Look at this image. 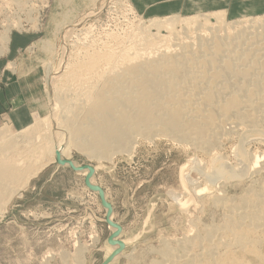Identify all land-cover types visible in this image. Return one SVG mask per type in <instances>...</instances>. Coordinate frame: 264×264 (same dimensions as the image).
<instances>
[{"label":"rangeland","instance_id":"obj_1","mask_svg":"<svg viewBox=\"0 0 264 264\" xmlns=\"http://www.w3.org/2000/svg\"><path fill=\"white\" fill-rule=\"evenodd\" d=\"M200 1L207 7L194 6L193 2L198 0H0V93L2 96L12 93L11 88L5 91L4 75L14 73L13 77H19L32 73V83L36 84L32 92H36L40 101L32 105L31 114H34L27 128L33 129L35 123L43 120L39 123L43 128L52 127L61 135V125L57 122L62 110H54L53 100L60 87L71 94L65 95L67 102L76 103L82 97L84 82L90 79L83 76L88 71L83 68L88 53L100 56L102 63L108 64L106 54L116 50L114 55L118 58L111 61L120 62L119 54L123 55L120 50L128 52L145 33L169 37L170 28L180 32L183 26L180 21L191 18L203 26H231L253 18L264 23V11L227 15L216 11L223 6L221 3L218 6L216 0L210 8L208 0ZM218 15L223 16V23H217ZM172 18L177 23L167 27ZM8 32L10 41L6 47L2 38ZM65 63L69 76L56 81L55 76L61 73ZM109 68L107 65L104 69ZM2 128L12 135L27 129H16L7 117L0 115ZM248 137L245 142L250 141L243 143L245 153L264 154V141L255 134ZM175 141L162 136L151 141L140 139L132 150L102 162L74 146L69 150L65 161L92 169L90 184L102 191L109 212L97 190L87 186L86 176L56 165V158L48 160L0 209V264H106L112 241L123 243L118 258L111 260V264H160L163 245L174 249L183 238L198 243L196 236H205V226H219L223 221L221 210L220 213L210 199L220 187L216 183L207 185L206 167L211 158L205 152L194 151L190 144ZM238 146L239 140L233 135L221 138L216 149V155L225 158L230 169L237 168ZM185 177L190 179L189 184ZM231 185L223 192L231 199L250 187L248 180ZM176 195L178 200L174 202ZM196 246H191L190 251L199 252ZM81 248L84 249L82 263L79 262ZM261 250L264 254V247ZM242 256L236 255L230 259L233 262L236 259L234 263L229 259L227 263L237 264ZM243 259L248 264H259L250 256Z\"/></svg>","mask_w":264,"mask_h":264},{"label":"bare ground","instance_id":"obj_2","mask_svg":"<svg viewBox=\"0 0 264 264\" xmlns=\"http://www.w3.org/2000/svg\"><path fill=\"white\" fill-rule=\"evenodd\" d=\"M217 18V23H223V16ZM176 21L170 19L167 27ZM180 22L181 31L169 27V37L144 31L145 36L134 45L137 48L120 50L123 55L117 52L120 62L111 61L118 58L116 50L106 54L108 64L88 53L83 65L88 71L83 76L90 79L84 82L82 97L76 103L67 102L64 97L71 94L60 87L53 100L54 110H62L57 122L61 135L52 127L43 128L39 124L43 120L32 126L37 131L29 127L12 135L6 128L0 129V209L48 160L55 161L57 152L65 161L74 146L97 162L111 161L117 153L132 150L140 139L151 141L162 136L190 144L194 151L205 152L211 158L206 181L207 185L216 183L220 187L210 199L221 210L223 221L219 226H205L204 237L196 236L197 253H193L196 249L190 251L196 245L192 239L178 240L174 249L163 245L160 264H233L236 259H230L236 255L250 256L264 264V154H247L243 149L249 134L264 141V23L254 18L231 26H203L192 18ZM2 39L7 47L9 32ZM107 65L109 71L104 69ZM67 66L63 65L56 81L66 76ZM233 135L239 140L237 149L233 148L238 159L237 168L230 169L225 158L216 155V149L221 138ZM78 173L86 176L87 170ZM244 180L250 187L242 195L236 199L224 196L225 187ZM196 237L192 236L193 240ZM120 243L109 245L106 264L119 254ZM83 250L79 249L81 263ZM243 256L237 264H248ZM228 259L233 263H227Z\"/></svg>","mask_w":264,"mask_h":264},{"label":"crops","instance_id":"obj_3","mask_svg":"<svg viewBox=\"0 0 264 264\" xmlns=\"http://www.w3.org/2000/svg\"><path fill=\"white\" fill-rule=\"evenodd\" d=\"M215 2L217 5L221 3L222 6L223 4L216 11H223L227 15L246 12L261 13L264 11V0H216ZM208 3L211 4L208 8L213 6V0H208ZM193 4L194 6L199 5V9L207 7V5H204L205 3L202 5L200 0L193 2ZM31 75L32 73L30 72L19 77H13L14 73H8L7 77L4 75L6 79L5 91L8 92L9 88H11L12 93H6L3 96L0 93V115L7 117L16 129H25L30 125L34 114H31V111L33 112L32 105L40 101L36 92H32V89L36 88V84L32 83ZM22 88L27 89V94L25 89ZM23 98H25V101H23ZM22 102H24V105H22ZM7 109H9L8 112H6Z\"/></svg>","mask_w":264,"mask_h":264},{"label":"water","instance_id":"obj_4","mask_svg":"<svg viewBox=\"0 0 264 264\" xmlns=\"http://www.w3.org/2000/svg\"><path fill=\"white\" fill-rule=\"evenodd\" d=\"M55 156H56V162H57V164H58L59 166L69 167V168H71V169H72L73 171H75V172H80V171H82V170H84V169L87 170V175H86V177H85V181H86L87 186H88L90 189L97 190V192H98L99 195H100V198L102 199V203L105 205L107 211L109 212V208H108L107 204H106V203L104 202V200H103V194H102V191H101L100 189H97L96 186H93V185L90 184L89 178H90V175H91L92 169L89 168V167H76V166L73 164V162H71V161H62L61 158H60V154H59L58 152L55 154ZM112 239H113V238H112ZM115 243H116V242L113 241V244H115ZM117 256H118V252H117L116 254H114L112 257L116 258ZM112 257H111V258H112ZM114 258H113V259H114Z\"/></svg>","mask_w":264,"mask_h":264}]
</instances>
